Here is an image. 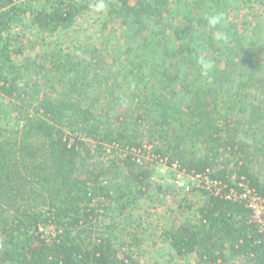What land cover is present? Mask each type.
I'll return each instance as SVG.
<instances>
[{
    "label": "trees",
    "instance_id": "obj_1",
    "mask_svg": "<svg viewBox=\"0 0 264 264\" xmlns=\"http://www.w3.org/2000/svg\"><path fill=\"white\" fill-rule=\"evenodd\" d=\"M100 2L97 40L48 43ZM217 12L213 29L205 17ZM249 16L264 20V0H0V264H140L139 238L119 245L95 225L99 205L129 208H113L124 189L147 194L150 160L227 191L243 177L264 198V41L249 37ZM200 191L198 207L182 206L196 217L159 236L161 264H264V227L244 204Z\"/></svg>",
    "mask_w": 264,
    "mask_h": 264
},
{
    "label": "rangeland",
    "instance_id": "obj_2",
    "mask_svg": "<svg viewBox=\"0 0 264 264\" xmlns=\"http://www.w3.org/2000/svg\"><path fill=\"white\" fill-rule=\"evenodd\" d=\"M97 12L98 11H91L87 13L84 18L80 19L68 37L59 40L58 36H55L56 38L49 39L48 43L56 39L59 41L58 43L62 42V44H65V46H63L64 48H68L69 43L77 39H85V41H87V39L90 41L97 40L101 29V24L97 23V19L100 16ZM247 14L248 11L245 10L239 12L237 19L239 26L245 21L246 16H248ZM256 14L260 16L258 10L255 12V15ZM247 19L252 22L248 27V34L251 40H257L259 38V40L264 41V20L260 22V19L256 16L254 19L252 16L247 17ZM34 44H36V42ZM42 47H45L44 41L36 46L31 47L30 45L27 55L37 54ZM137 153L139 155V160H142L143 157L141 154L139 152ZM150 161L152 163V175L150 179L151 185L147 194L142 196L137 188L128 187L124 189L126 192L125 201H121L120 203L113 202L112 204L113 208L116 204H118L117 207H119V205L125 204L127 199H130L132 202H129V208L117 210L115 207L114 211H106L99 205L97 208L100 217L95 225L97 229V231L95 230V234L104 232L111 226L110 232H112V236L119 237L117 241L119 245L121 243L125 245L131 244L130 235L136 236L141 240V244H135L132 246V250H134V255L137 256L136 258L140 264H152L157 261L161 264L165 262V260H169L170 256L168 245L164 243L159 236L166 227L173 225L174 222H183L187 218L196 217L195 211H193V213L190 211L184 214L182 206H186L192 202L198 207L199 204L203 202L204 195L198 188H194L191 192L181 190L175 183L176 173L173 171L172 167L165 165V163H157L153 160ZM97 162V159L91 161L92 165ZM111 176L109 178H111ZM116 177L117 180L114 182L115 184L117 182L121 185L126 184L123 183V177L120 173ZM103 203L106 202L104 201ZM125 216L129 217L128 222L132 223V225L125 224ZM138 223L142 224L141 228L138 227ZM42 231L46 236H51L53 235L54 228H44ZM127 249L128 246H125L122 250L126 251ZM122 255L123 253H121L120 256ZM175 261L179 264H195V257L192 255L184 259L177 258ZM234 264L244 263L235 262Z\"/></svg>",
    "mask_w": 264,
    "mask_h": 264
},
{
    "label": "built area",
    "instance_id": "obj_3",
    "mask_svg": "<svg viewBox=\"0 0 264 264\" xmlns=\"http://www.w3.org/2000/svg\"><path fill=\"white\" fill-rule=\"evenodd\" d=\"M172 169L176 173L175 183L181 190L191 192L194 188H198L217 197L241 202L250 211L251 220L260 227H264V198L249 185L245 178H241L237 189L232 188L227 191L228 186L214 180L210 173H187L176 163L173 164Z\"/></svg>",
    "mask_w": 264,
    "mask_h": 264
},
{
    "label": "clouds",
    "instance_id": "obj_4",
    "mask_svg": "<svg viewBox=\"0 0 264 264\" xmlns=\"http://www.w3.org/2000/svg\"><path fill=\"white\" fill-rule=\"evenodd\" d=\"M104 7H105L104 3L100 2L96 5V10L97 11L102 10L104 9ZM205 19L207 21L208 26L214 29V28H217V26L223 24V22L225 21V15L222 12H217V13L207 15ZM215 39L219 42L226 43L229 41L230 37L226 32L220 31L215 34ZM198 63L200 65L201 72L203 75H208L213 69V61L206 58L203 55L199 57Z\"/></svg>",
    "mask_w": 264,
    "mask_h": 264
}]
</instances>
